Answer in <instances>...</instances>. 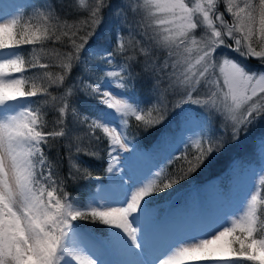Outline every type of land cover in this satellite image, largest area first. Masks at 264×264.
<instances>
[{
	"label": "snow or ice",
	"instance_id": "6c2138e0",
	"mask_svg": "<svg viewBox=\"0 0 264 264\" xmlns=\"http://www.w3.org/2000/svg\"><path fill=\"white\" fill-rule=\"evenodd\" d=\"M30 7L0 16V264H264V165L217 192L228 207L153 200L264 123V0ZM175 113L179 138L137 168L136 130Z\"/></svg>",
	"mask_w": 264,
	"mask_h": 264
},
{
	"label": "trees",
	"instance_id": "16d2710c",
	"mask_svg": "<svg viewBox=\"0 0 264 264\" xmlns=\"http://www.w3.org/2000/svg\"><path fill=\"white\" fill-rule=\"evenodd\" d=\"M35 2L36 0H30L28 3L23 4L20 12L30 14V6ZM25 19H27V15H25ZM30 47L31 46H24L25 50L29 49ZM51 70L56 71V69ZM73 75H75V73H73ZM54 94L58 93L54 91ZM49 119H51V116H49ZM178 121L179 113H175L170 115L163 124L149 130L148 132H144L142 129L136 130L137 134L133 139V144H135L137 146V149L143 154L148 155L153 151L156 153V151L158 150L157 143L160 140L161 135L167 131L174 130L177 127ZM263 124L264 123H257L252 126L254 128L251 127L249 129L250 136L247 139L245 138L243 142L240 143V145H242V147L240 146L241 148L239 147L238 150L231 153L233 149L229 145L222 153L214 154L213 157L206 161L205 164L188 180L183 181L174 189H170L166 193H160L158 197H164L161 198L163 199L161 200L162 202L157 199V196L153 197L154 202H156L162 209H164L163 206L164 204H166V210L178 208L184 209V212H187L188 205L190 204L188 203V197H190L192 194L197 195L198 189L201 188L208 179L218 178L221 177L223 173H226L231 162L236 161L240 164H245V162L247 161H252V163H254L253 161H255L257 163L258 159L256 152L260 145V143L258 142V137L259 133H264ZM247 142L248 144H246ZM182 147L183 146H181V148ZM61 153L63 154V150H61ZM51 155H55V150H53ZM83 159L88 160L89 158L83 157ZM143 159H141L140 161H143ZM89 162L93 164V175L96 176L100 182L106 183V174L103 171L104 165L100 164L99 162ZM63 171L65 173L67 172L66 160L64 161ZM95 187L96 185L88 184L84 180H80L76 184H72L69 190L71 191L74 189L73 195L84 197L89 194V192H92ZM186 203L188 205H186ZM81 223L83 224L84 222Z\"/></svg>",
	"mask_w": 264,
	"mask_h": 264
},
{
	"label": "rangeland",
	"instance_id": "374dc122",
	"mask_svg": "<svg viewBox=\"0 0 264 264\" xmlns=\"http://www.w3.org/2000/svg\"><path fill=\"white\" fill-rule=\"evenodd\" d=\"M29 1L30 0H0V16L7 18V17H10L11 15L15 14L18 11L20 12L23 4L28 3ZM0 22H2V21H0ZM229 54L235 55L231 52H229ZM243 62L247 63L250 68L258 69L261 67L259 64V61L255 60V59H251V60H247V61H243ZM177 124H178V122H177ZM263 126H264V124H263ZM252 128H254V127H252ZM162 136H167L170 140L173 138L178 139L180 136V132L178 131V128L176 127L172 131L165 132L164 134L161 135V137ZM249 136H250V133L248 130L247 135H242V138L238 144L230 145L233 149V151L231 153L238 150V148L240 146L242 147V145H240V143H242L243 140L245 138L247 139ZM262 136H264V133H259V137H258L259 143H260L259 138H261ZM161 137H160L159 141H161ZM246 144H248V142ZM165 151H167V145L164 143H160L159 148L156 151V153L151 152L150 154H148L144 157L143 161H141V162L136 161L135 166L137 168H143V167L147 166L149 163L154 162V159H158L159 156L162 155ZM256 155H257V159H258L257 163L255 161H253L254 163H252V161L251 162L247 161V162H245V164H240L238 162H236V163L231 162V164L229 166L230 170L227 173H223L221 175V177H218L216 179L212 178V179L206 181L205 184L201 188L198 189L197 195L192 194L190 197H188V203H190V204L188 205L186 203V205H188L187 212L192 213V214L200 213V212L206 210V208L211 207L213 205H217V206H221V207H228L229 206L228 202L225 201V202L221 203L220 199L217 196V192H219L221 196H227L229 190L232 187V185H231L232 179H235L239 176L244 181H246L249 177L252 176L253 172L259 173L260 167L262 165H264V159H262L260 156V145L257 149ZM129 163H132V162L127 161V160L125 161L126 166ZM105 181H106V183L108 182V176L107 175L105 176ZM222 183H224V184H222ZM95 191H96V187L93 189L92 193H94ZM161 198H164V197H158L157 196V199H159L160 201L163 200ZM182 203H184V202H182ZM165 205L166 204H164L163 207H164L165 211L169 212V213H175L177 211H184V209H178V208L166 210Z\"/></svg>",
	"mask_w": 264,
	"mask_h": 264
}]
</instances>
